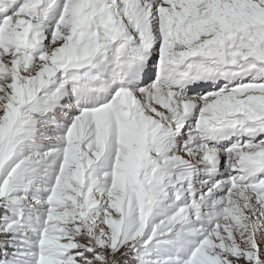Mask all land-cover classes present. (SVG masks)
Here are the masks:
<instances>
[{
    "label": "snow or ice",
    "instance_id": "obj_1",
    "mask_svg": "<svg viewBox=\"0 0 264 264\" xmlns=\"http://www.w3.org/2000/svg\"><path fill=\"white\" fill-rule=\"evenodd\" d=\"M0 264H264V0H0Z\"/></svg>",
    "mask_w": 264,
    "mask_h": 264
}]
</instances>
